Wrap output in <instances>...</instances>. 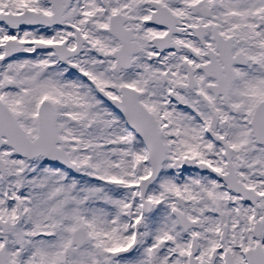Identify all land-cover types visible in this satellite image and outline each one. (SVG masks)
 I'll use <instances>...</instances> for the list:
<instances>
[{"label": "snow or ice", "instance_id": "6c2138e0", "mask_svg": "<svg viewBox=\"0 0 264 264\" xmlns=\"http://www.w3.org/2000/svg\"><path fill=\"white\" fill-rule=\"evenodd\" d=\"M0 264H264V0H0Z\"/></svg>", "mask_w": 264, "mask_h": 264}]
</instances>
